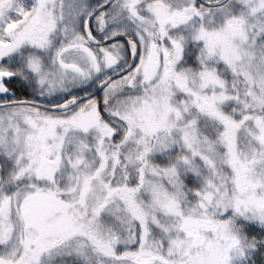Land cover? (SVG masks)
Returning <instances> with one entry per match:
<instances>
[{
    "label": "snow or ice",
    "instance_id": "6c2138e0",
    "mask_svg": "<svg viewBox=\"0 0 264 264\" xmlns=\"http://www.w3.org/2000/svg\"><path fill=\"white\" fill-rule=\"evenodd\" d=\"M0 264H264V0H0Z\"/></svg>",
    "mask_w": 264,
    "mask_h": 264
}]
</instances>
